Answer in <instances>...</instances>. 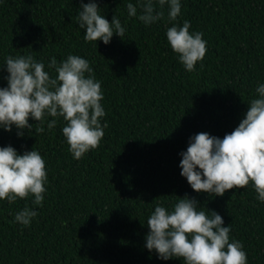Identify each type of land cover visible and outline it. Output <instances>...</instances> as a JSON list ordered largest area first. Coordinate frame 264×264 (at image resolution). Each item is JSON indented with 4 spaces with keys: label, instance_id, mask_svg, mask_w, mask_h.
Listing matches in <instances>:
<instances>
[{
    "label": "trees",
    "instance_id": "trees-1",
    "mask_svg": "<svg viewBox=\"0 0 264 264\" xmlns=\"http://www.w3.org/2000/svg\"><path fill=\"white\" fill-rule=\"evenodd\" d=\"M95 2L110 23L125 28L109 44L86 42L77 16ZM137 0H0V88L8 86L6 58L32 55L48 69L69 55L89 61L100 81L105 116L99 147L76 160L62 133L63 117H49L44 132L0 128V147L43 157L47 181L42 206L33 196L0 200V264H183L162 260L146 247L147 219L157 205L169 211L180 198L198 201L229 226L247 264H264V202L252 183L223 196L195 192L181 175V153L190 138L206 132L223 139L245 118L264 84V0H180L175 21L145 25L129 17ZM139 15V8H138ZM190 22L202 32L207 52L188 72L167 41L166 31ZM87 75V74H86ZM57 120L49 130L47 123ZM23 131V136L17 133ZM199 170V169H197ZM38 215L30 225L15 221L25 206Z\"/></svg>",
    "mask_w": 264,
    "mask_h": 264
},
{
    "label": "clouds",
    "instance_id": "clouds-1",
    "mask_svg": "<svg viewBox=\"0 0 264 264\" xmlns=\"http://www.w3.org/2000/svg\"><path fill=\"white\" fill-rule=\"evenodd\" d=\"M168 6V19L175 21L181 12L180 0H137L127 4L129 17H137L145 25L164 18L163 8ZM139 8V15H138ZM97 3L81 4L77 20L85 30L86 42L103 41L109 44L114 33L123 38L125 28L116 16L111 23L100 14ZM190 22L174 25L166 31L167 41L179 62L188 72L195 70L207 52L202 32H189ZM8 86L0 88V128L11 131L33 129L31 117L39 122L37 134L44 132L46 115L63 117L66 125L62 133L69 151L76 160L89 150L99 147L107 124H101L105 110L101 83L95 79L89 61L69 55L59 64L52 57L48 69L32 55L6 58ZM87 74V75H86ZM258 98L249 102L245 118L223 139L201 132L190 138L189 146L181 153V175L197 192L223 196L225 191L244 188L252 183L259 201L264 202V84L256 88ZM57 120L47 123L49 130ZM23 131L17 133L23 136ZM199 169V170H197ZM46 165L41 154L27 151L18 154L11 147H0V200L10 204L18 198L33 196V205L42 206ZM195 198H180L172 210L157 205L147 219L149 232L145 247L155 251L159 259L178 258L183 264H247V254L240 241L230 242V227L223 226V218L215 211L198 210ZM37 211L27 205L16 213L15 221L30 225Z\"/></svg>",
    "mask_w": 264,
    "mask_h": 264
}]
</instances>
